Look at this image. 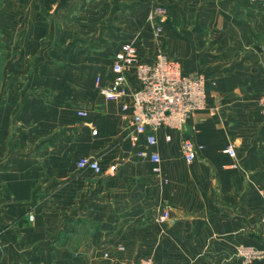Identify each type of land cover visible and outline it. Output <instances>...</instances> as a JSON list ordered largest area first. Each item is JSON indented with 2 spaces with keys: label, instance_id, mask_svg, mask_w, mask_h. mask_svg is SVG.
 Here are the masks:
<instances>
[{
  "label": "crops",
  "instance_id": "crops-1",
  "mask_svg": "<svg viewBox=\"0 0 264 264\" xmlns=\"http://www.w3.org/2000/svg\"><path fill=\"white\" fill-rule=\"evenodd\" d=\"M194 38L213 43L205 69H239V99L210 96L182 129H158L155 172L144 135L131 140L129 98L94 79L111 78L128 40L140 61L158 45L194 69L180 45ZM263 92L264 0H0V264H240L235 245L264 248Z\"/></svg>",
  "mask_w": 264,
  "mask_h": 264
},
{
  "label": "built area",
  "instance_id": "built-area-1",
  "mask_svg": "<svg viewBox=\"0 0 264 264\" xmlns=\"http://www.w3.org/2000/svg\"><path fill=\"white\" fill-rule=\"evenodd\" d=\"M163 17V6L153 7L148 15L154 38L160 37L162 33ZM110 71L111 78L104 84H101V77L97 75L94 79L95 85L106 99L129 98L130 103H123L121 108L131 109V140L135 142L137 135H144L148 150H141L139 154L147 157L153 163L152 169L159 172L161 157L155 149L157 131L162 127L182 129L188 117L206 107L204 78L199 74L183 72L178 61L168 57L161 48L156 50L151 61H140L137 47L132 40L121 43L115 51ZM257 104L264 113V92L257 96ZM78 114L85 115V112L78 111ZM165 139L169 140L170 135L165 134ZM180 149L186 161L194 158V148L189 140L182 139ZM223 151L229 157L235 158L236 152L232 143H227ZM76 164L80 168L89 167L97 172L100 170L99 163L94 158L81 157ZM236 165L237 163H232V166ZM262 197L264 205V192ZM28 218L31 219L32 215H28ZM261 219L264 221V209ZM234 253L240 264H258L264 261V248L253 245L237 244ZM130 264L155 263L152 258L143 257Z\"/></svg>",
  "mask_w": 264,
  "mask_h": 264
},
{
  "label": "rangeland",
  "instance_id": "rangeland-1",
  "mask_svg": "<svg viewBox=\"0 0 264 264\" xmlns=\"http://www.w3.org/2000/svg\"><path fill=\"white\" fill-rule=\"evenodd\" d=\"M212 40L219 41L220 39H212ZM180 41H181L180 45L184 44L185 46L184 49L190 51V52H185L186 53L185 56L189 57V60H186V65L190 61H191L190 63H193V60L194 62H197L199 64L201 61H203L205 52L210 48V45L213 46V43H211L210 45L208 44V40L206 38L180 39ZM157 46L158 45H156V48L158 49L159 47ZM194 54H195V58H194ZM192 55L194 59L192 58L191 60ZM178 63L180 66L182 65L181 62L178 61ZM183 68H185V66H183ZM183 70L186 73H194L203 76L206 98H207L206 105H208L210 96L219 99L220 96L223 95V99L225 100V102L239 99V91L237 92V90H239V69L212 70V69H205L202 64H199L194 69H183ZM235 88L237 89L236 91ZM256 103H257V98H256Z\"/></svg>",
  "mask_w": 264,
  "mask_h": 264
}]
</instances>
